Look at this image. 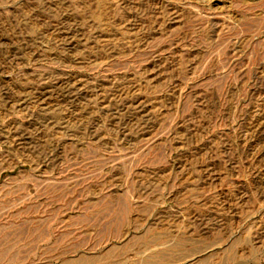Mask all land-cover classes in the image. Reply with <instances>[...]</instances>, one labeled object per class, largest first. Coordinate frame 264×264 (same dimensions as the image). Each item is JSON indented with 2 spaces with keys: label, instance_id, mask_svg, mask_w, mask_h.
<instances>
[{
  "label": "rangeland",
  "instance_id": "rangeland-1",
  "mask_svg": "<svg viewBox=\"0 0 264 264\" xmlns=\"http://www.w3.org/2000/svg\"><path fill=\"white\" fill-rule=\"evenodd\" d=\"M0 264H264V0H0Z\"/></svg>",
  "mask_w": 264,
  "mask_h": 264
},
{
  "label": "bare ground",
  "instance_id": "bare-ground-1",
  "mask_svg": "<svg viewBox=\"0 0 264 264\" xmlns=\"http://www.w3.org/2000/svg\"><path fill=\"white\" fill-rule=\"evenodd\" d=\"M105 2H103V1H99V4H101V6L100 7H106L105 6V4H104ZM107 9V8H106ZM103 16V15H102ZM109 18V16L107 15V14H105V16H104V19L105 20H107ZM109 22V21H108ZM88 260V259H87ZM81 261V260H80ZM91 261V260H90ZM69 262V261H68ZM76 262V261H75ZM86 262V261H85Z\"/></svg>",
  "mask_w": 264,
  "mask_h": 264
}]
</instances>
